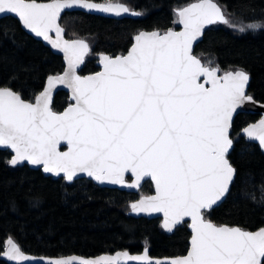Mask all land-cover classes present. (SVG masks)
I'll return each instance as SVG.
<instances>
[{"label": "snow or ice", "instance_id": "obj_1", "mask_svg": "<svg viewBox=\"0 0 264 264\" xmlns=\"http://www.w3.org/2000/svg\"><path fill=\"white\" fill-rule=\"evenodd\" d=\"M73 9L115 17L144 14L111 0H0V21H13L0 23V47L5 42L21 47L22 29L62 53L65 64L31 95L25 89L30 78L39 77L36 65L19 64L0 82V146L10 150L6 164L26 162L66 182L86 176L101 185L139 188L150 178L153 194L141 195L131 211L162 214L168 232L187 224L186 252L152 258L145 247L138 254L37 258L9 237L0 257L10 264H264V226L249 230L212 219L233 187L241 199L264 205V182L257 196L248 167L257 150L264 156V115L233 135L239 112L259 103L249 91L252 73L242 65L221 69L211 53L206 60L193 54L208 26L223 24L242 35L264 31V10L237 22L215 0H195L173 9L179 31L137 30L126 52L100 53V70L80 75L90 44L65 39L60 23L64 11ZM59 85L70 92L63 111L52 107ZM30 204L36 207L39 197L32 196ZM9 207L16 211V201Z\"/></svg>", "mask_w": 264, "mask_h": 264}, {"label": "trees", "instance_id": "obj_2", "mask_svg": "<svg viewBox=\"0 0 264 264\" xmlns=\"http://www.w3.org/2000/svg\"><path fill=\"white\" fill-rule=\"evenodd\" d=\"M47 1V0H38ZM225 13L241 20L264 10V0H215ZM107 2V0H97ZM124 3L141 16L127 15L112 19L81 11L66 12L61 25L65 27L67 39H84L90 44L91 52L79 69V74L87 75L98 70L97 55H119L130 47L131 37L137 30L151 31L180 26L172 24L175 19L173 9L186 6L195 0H111ZM226 6V7H225ZM242 6H244L242 8ZM250 6V8H248ZM238 21V22H239ZM244 22H250L245 19ZM0 23L12 24L11 18ZM17 37L21 47L5 42L0 47V82L8 79L19 64L36 65L39 77L29 79L25 94L31 89L40 90L39 85L49 74L60 73L64 64L62 57L51 51L41 41L19 29ZM209 53L215 56L221 69L229 65L246 66L252 73L249 91L257 101L264 103V31L255 34L233 32L223 24L208 27L204 38L196 43L194 55L206 60ZM68 93L58 91L53 99L55 111H62L68 104ZM258 119L256 114L239 113L235 118L233 135L246 123ZM243 143V141H241ZM240 145H237L239 150ZM8 150L0 149V252L5 241L12 237L25 253L44 256L79 254L84 256L112 253L118 250L140 252L145 247L154 257H173L186 252L190 230L187 224L166 233L159 218L135 217L130 204L141 195L153 192L150 180L133 193L116 188L102 187L89 179L66 182L59 178L45 176L40 169L26 164L10 167L6 160ZM254 173L258 187L264 182V156L257 150L248 165ZM39 197V204L32 207V196ZM15 200L17 210L9 207ZM239 207H233V204ZM212 219L224 222H239L249 230L264 226V205L241 199L233 187L227 200L212 213ZM0 264H10L0 258Z\"/></svg>", "mask_w": 264, "mask_h": 264}, {"label": "water", "instance_id": "obj_3", "mask_svg": "<svg viewBox=\"0 0 264 264\" xmlns=\"http://www.w3.org/2000/svg\"><path fill=\"white\" fill-rule=\"evenodd\" d=\"M38 2H41V3H43V2H47V1H38ZM216 2V1H215ZM217 3V2H216ZM72 11H81V12H85V13H89V12H87L86 10H82V9H73V10H65L64 11V13H66V12H72ZM63 13V14H64ZM62 14V15H63ZM89 14H93V15H98V16H102V17H108V18H112V19H120V18H122V17H124V16H127V15H129V14H124V15H122V16H120V17H115V16H113V15H110V14H103V13H89ZM181 27L182 26H180L178 29H175L176 31H179L180 29H181ZM209 27V26H208ZM148 31V30H147ZM26 32V31H25ZM27 33V32H26ZM28 35H30L31 37H33L34 38V36L32 35V34H30V33H27ZM54 35V34H53ZM64 38L65 39H67L66 37H65V35H64ZM35 39H37V38H35ZM38 40V39H37ZM39 41H41L45 46H47L48 48H50L51 49V46L50 45H47L46 44V42H44V41H42V40H39ZM196 45V44H195ZM195 45H194V47H195ZM51 51L53 52V53H55V54H57V55H60L61 57H62V61H63V64H64V60H63V54L62 53H60V52H58L57 50H54V49H51ZM106 54V53H105ZM194 54V53H193ZM83 65V64H82ZM82 65H80V67H79V69L82 67ZM97 65H98V67H99V69L97 70V71H99L100 70V66H99V55H98V60H97ZM64 66H65V64H64ZM79 69H78V71H79ZM63 72V70L60 72V73H62ZM57 74V73H56ZM56 74H51V75H56ZM91 74V73H90ZM222 74V73H221ZM81 75V74H80ZM87 75H89V74H87ZM61 90H63V91H65V92H67L68 93V100H69V96H70V92H69V90L66 88V87H64L63 85H59L54 91H53V99H54V96H55V94L58 92V91H61ZM260 104H262V102H259L258 104H256V105H251V104H249V105H246V106H244V108H243V110L242 111H240L239 113H243V112H246V113H250V114H256L257 116H258V119L257 120H259L260 118H261V116L262 115H264V109H262L261 107H260ZM67 107V106H66ZM64 110V109H63ZM62 110V111H63ZM256 120V121H257ZM256 121H254V122H256ZM253 123V122H252ZM66 144L61 148V150L62 151H64V150H66ZM0 149H2V150H5L2 146H0ZM9 152H10V150H8ZM24 164H26V165H28L26 162H24ZM29 167H31V168H34V169H39L37 166H32V165H28ZM41 170V169H40ZM42 171V170H41ZM43 173V172H42ZM45 176H50V177H52V178H57V177H55V176H53V175H51V174H45V173H43ZM126 176L128 177V184H130L132 181H131V174L129 173V174H126ZM89 179L88 177H86V176H82V178L81 179ZM89 180H91V179H89ZM147 180H150V178H145V180L144 181H142V183H141V186H142V184L145 182V181H147ZM151 181V180H150ZM93 182H95V181H93ZM68 183H70V182H68ZM96 184H98L99 186H102V187H108V188H116V189H119V190H123V191H127V192H133V193H135V192H137L139 189H140V187L139 188H137V187H128L127 186V184L126 185H111V184H103V185H101V184H99V183H97V182H95ZM153 192H154V188H153ZM153 192L151 193V194H153ZM140 198V197H139ZM138 198V199H139ZM138 199H136V200H138ZM136 200H134L133 202H135ZM131 214L133 215V216H135V217H146V218H159L160 219V225H161V227H162V224H161V221H162V214H147V213H139V214H137V213H134V212H132L131 211ZM163 229V228H162ZM164 231L166 232V233H171V232H168V231H166L165 229H164ZM144 250V249H143ZM143 250L142 251H140V252H130V251H128V250H118L119 252H122V251H128V252H130L131 254H138V253H142L143 252ZM118 251H115V252H112V253H100V254H95V255H89V256H84V255H79V254H69V255H62V256H44V255H32V254H29V253H26V254H28V255H30V256H33V257H46V258H51V259H55V258H59V257H68V256H79V257H83V258H96V257H99V256H101V255H111V254H115L116 252H118ZM151 256V255H150ZM152 258H164V257H154V256H151ZM166 257H169V256H166ZM0 258H2V257H0ZM3 259H5L6 260V258H3Z\"/></svg>", "mask_w": 264, "mask_h": 264}, {"label": "rangeland", "instance_id": "obj_4", "mask_svg": "<svg viewBox=\"0 0 264 264\" xmlns=\"http://www.w3.org/2000/svg\"><path fill=\"white\" fill-rule=\"evenodd\" d=\"M225 14H226V13H225ZM226 15H227V14H226ZM229 18H230V19H234V20H236L237 22L239 21V20H237L236 18H234L232 15H230Z\"/></svg>", "mask_w": 264, "mask_h": 264}]
</instances>
